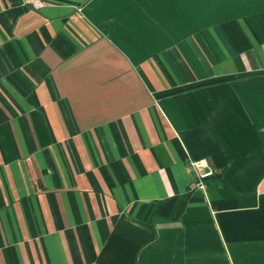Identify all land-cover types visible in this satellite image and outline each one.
I'll return each instance as SVG.
<instances>
[{"label": "crops", "instance_id": "0c3cea01", "mask_svg": "<svg viewBox=\"0 0 264 264\" xmlns=\"http://www.w3.org/2000/svg\"><path fill=\"white\" fill-rule=\"evenodd\" d=\"M34 1L0 0V264H264V0Z\"/></svg>", "mask_w": 264, "mask_h": 264}, {"label": "built area", "instance_id": "2783aa9c", "mask_svg": "<svg viewBox=\"0 0 264 264\" xmlns=\"http://www.w3.org/2000/svg\"><path fill=\"white\" fill-rule=\"evenodd\" d=\"M34 4L36 6L42 5V1L36 0L34 1ZM189 168L194 171L197 175L196 185L198 187H205L206 181L209 177H211L214 174V170L210 167L208 162L204 159H190L189 160Z\"/></svg>", "mask_w": 264, "mask_h": 264}]
</instances>
